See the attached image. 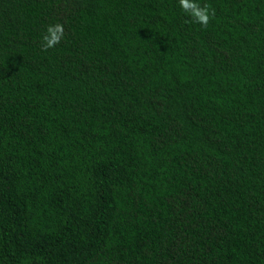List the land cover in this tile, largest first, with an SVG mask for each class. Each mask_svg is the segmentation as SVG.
<instances>
[{
  "label": "trees",
  "instance_id": "1",
  "mask_svg": "<svg viewBox=\"0 0 264 264\" xmlns=\"http://www.w3.org/2000/svg\"><path fill=\"white\" fill-rule=\"evenodd\" d=\"M200 3L0 0V264H264V0Z\"/></svg>",
  "mask_w": 264,
  "mask_h": 264
},
{
  "label": "clouds",
  "instance_id": "2",
  "mask_svg": "<svg viewBox=\"0 0 264 264\" xmlns=\"http://www.w3.org/2000/svg\"><path fill=\"white\" fill-rule=\"evenodd\" d=\"M177 6L194 23L206 26L213 15L208 6L202 5L200 0H177ZM64 37V26L61 23H53L46 26L41 36L42 50H48L58 45Z\"/></svg>",
  "mask_w": 264,
  "mask_h": 264
}]
</instances>
